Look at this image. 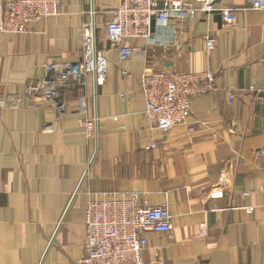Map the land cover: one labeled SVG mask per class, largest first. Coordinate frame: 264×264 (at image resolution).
<instances>
[{
	"label": "crops",
	"instance_id": "0c3cea01",
	"mask_svg": "<svg viewBox=\"0 0 264 264\" xmlns=\"http://www.w3.org/2000/svg\"><path fill=\"white\" fill-rule=\"evenodd\" d=\"M120 2L60 0L54 17L0 34V264H76L86 255L92 193L128 192L142 205H167L172 216L171 232L143 235L144 262L264 264V10L220 0L236 22L216 12L153 20L149 39L123 41L141 52L119 61L106 24ZM91 21L108 59L104 83L89 76L51 101L29 99L28 85L81 61V30ZM163 69L215 74V89L192 99L187 123L166 133L144 117L139 86ZM82 104L99 120L96 138L79 124Z\"/></svg>",
	"mask_w": 264,
	"mask_h": 264
},
{
	"label": "built area",
	"instance_id": "2783aa9c",
	"mask_svg": "<svg viewBox=\"0 0 264 264\" xmlns=\"http://www.w3.org/2000/svg\"><path fill=\"white\" fill-rule=\"evenodd\" d=\"M220 0H121L117 9L111 11V20L106 24V39L118 49L119 61L130 60L141 52L139 47H126L123 41L137 38L149 39L152 21L166 24L168 20L194 19L197 13H218L225 24L236 22L235 12L216 5ZM60 0H0V34H22L28 25L39 24L59 13ZM252 8L264 10V0H251ZM81 61L69 67V72L48 80L41 86L28 85L26 96L31 99L42 94L51 101L67 83L84 85L93 77V85L104 83L108 59L97 49L96 27L87 22L81 30ZM215 41L206 38V52L212 53ZM53 67L47 66V70ZM215 74L211 71L179 73L170 69L151 70L139 81L145 101L144 117L162 133L185 125L190 117L193 98L215 89ZM229 105L234 94L228 96ZM4 101L0 98V107ZM79 124L87 138H96L99 120L90 117L84 104L80 109ZM151 145L148 149H153ZM86 255L76 264H148L142 260L147 247L143 235L147 232L169 233L172 231V216L167 205L149 206L139 203L138 193H92L85 210ZM207 233L205 223L200 225L199 235ZM155 264H165L157 261Z\"/></svg>",
	"mask_w": 264,
	"mask_h": 264
}]
</instances>
